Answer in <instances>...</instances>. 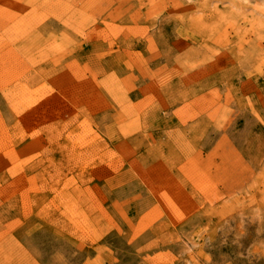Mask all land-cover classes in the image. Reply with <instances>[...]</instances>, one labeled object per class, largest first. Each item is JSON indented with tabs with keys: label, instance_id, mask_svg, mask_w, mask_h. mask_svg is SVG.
Here are the masks:
<instances>
[{
	"label": "rangeland",
	"instance_id": "rangeland-1",
	"mask_svg": "<svg viewBox=\"0 0 264 264\" xmlns=\"http://www.w3.org/2000/svg\"><path fill=\"white\" fill-rule=\"evenodd\" d=\"M210 2L0 0V264H264V0Z\"/></svg>",
	"mask_w": 264,
	"mask_h": 264
},
{
	"label": "bare ground",
	"instance_id": "bare-ground-1",
	"mask_svg": "<svg viewBox=\"0 0 264 264\" xmlns=\"http://www.w3.org/2000/svg\"><path fill=\"white\" fill-rule=\"evenodd\" d=\"M212 2V0H211ZM211 2H210V5H211ZM233 6V5H232ZM234 7V6H233ZM191 8H194V7H191ZM249 8V7H248ZM247 9V8H246ZM240 10V9H238ZM4 16L6 18V20L10 21L11 19L14 18V20H17V17H19V14L16 12V11H12L11 9H7L6 11H4ZM256 13V12H255ZM22 24V23H21ZM256 24H259V22ZM30 23L29 22H24L22 25H21V28H18V33L21 34V38H23L24 36L26 37V39H33L32 36H30L29 34H27V32L30 30V27H29Z\"/></svg>",
	"mask_w": 264,
	"mask_h": 264
},
{
	"label": "crops",
	"instance_id": "crops-1",
	"mask_svg": "<svg viewBox=\"0 0 264 264\" xmlns=\"http://www.w3.org/2000/svg\"><path fill=\"white\" fill-rule=\"evenodd\" d=\"M99 200H100L104 210L106 211V209H107L106 186H105V184H103V186H101V183H99ZM98 217H99L100 227H101V225L106 227V219L101 217V212H98Z\"/></svg>",
	"mask_w": 264,
	"mask_h": 264
}]
</instances>
